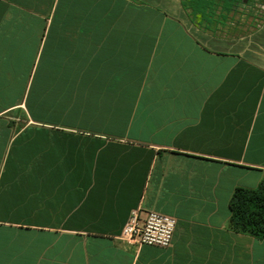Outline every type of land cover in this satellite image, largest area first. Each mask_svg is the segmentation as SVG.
I'll return each mask as SVG.
<instances>
[{"label": "crops", "instance_id": "crops-1", "mask_svg": "<svg viewBox=\"0 0 264 264\" xmlns=\"http://www.w3.org/2000/svg\"><path fill=\"white\" fill-rule=\"evenodd\" d=\"M263 178L264 0H0V264H264Z\"/></svg>", "mask_w": 264, "mask_h": 264}, {"label": "built area", "instance_id": "built-area-1", "mask_svg": "<svg viewBox=\"0 0 264 264\" xmlns=\"http://www.w3.org/2000/svg\"><path fill=\"white\" fill-rule=\"evenodd\" d=\"M177 220L171 216L149 211L145 217L138 210L131 213L119 240L129 246L168 248L173 241Z\"/></svg>", "mask_w": 264, "mask_h": 264}, {"label": "trees", "instance_id": "trees-1", "mask_svg": "<svg viewBox=\"0 0 264 264\" xmlns=\"http://www.w3.org/2000/svg\"><path fill=\"white\" fill-rule=\"evenodd\" d=\"M229 207L230 230L264 240V178L256 188L237 187Z\"/></svg>", "mask_w": 264, "mask_h": 264}]
</instances>
